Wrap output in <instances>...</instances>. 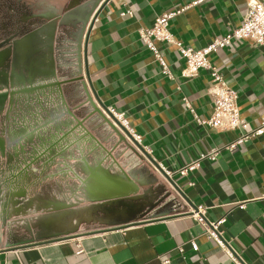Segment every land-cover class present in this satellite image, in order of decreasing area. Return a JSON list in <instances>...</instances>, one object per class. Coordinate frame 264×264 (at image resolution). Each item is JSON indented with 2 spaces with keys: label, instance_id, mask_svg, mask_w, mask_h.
<instances>
[{
  "label": "crops",
  "instance_id": "crops-1",
  "mask_svg": "<svg viewBox=\"0 0 264 264\" xmlns=\"http://www.w3.org/2000/svg\"><path fill=\"white\" fill-rule=\"evenodd\" d=\"M194 1L110 0L88 38L90 89L106 108L124 114L141 136L148 157L169 174L207 222L216 225L225 245L245 264H264V135L239 146L238 152L223 150L240 131L211 129L194 118L213 114L209 71L183 78L185 61L176 48L155 42L173 75L169 79L139 39V31L151 27L157 17L184 9L170 21L169 32L184 47L203 49L242 23L249 0L192 5ZM210 60L237 92L240 117L252 131L264 120V47L250 40L234 41ZM216 149L214 160L202 158ZM196 161V169L178 174ZM209 230L199 214L178 216L1 251L0 264H234L209 238Z\"/></svg>",
  "mask_w": 264,
  "mask_h": 264
},
{
  "label": "water",
  "instance_id": "water-1",
  "mask_svg": "<svg viewBox=\"0 0 264 264\" xmlns=\"http://www.w3.org/2000/svg\"><path fill=\"white\" fill-rule=\"evenodd\" d=\"M109 1L0 4V252L191 214L213 229L90 89Z\"/></svg>",
  "mask_w": 264,
  "mask_h": 264
},
{
  "label": "built area",
  "instance_id": "built-area-1",
  "mask_svg": "<svg viewBox=\"0 0 264 264\" xmlns=\"http://www.w3.org/2000/svg\"><path fill=\"white\" fill-rule=\"evenodd\" d=\"M206 0H195L192 5H198ZM246 5V11L242 19V23L233 28L224 37L213 40L203 49L194 50L184 47L182 43L176 41L175 38L169 32L170 21L177 16L181 11L168 13L159 16L154 21L153 25L147 29H141L139 31V39L141 43L151 52L155 61L161 68V73L169 79H172L171 71L165 62L164 56L155 45V42H162L173 45L179 56L185 61V68L181 71V75L185 79L193 78L197 75L199 70L209 71L212 82V95H213V114L210 117L200 120L194 115L197 123L205 125L211 129L220 131H240L239 136L222 147L223 150L229 153L238 152L239 146L248 142L254 137L264 135V120L261 121L252 131L247 130L246 122L240 117L239 108L237 105V92L229 87L217 69L211 63V56L226 47L233 44L234 41L250 40L252 43L259 47H264V3L258 0H249ZM129 14V11L122 13L121 15ZM186 106L189 107L188 102L185 101ZM108 111H102L103 114L111 120V122L119 129L124 137L130 144L137 143L141 145V136L137 135L130 127L129 122L125 118L123 113H118L112 107L106 108ZM111 115L113 119L109 116ZM115 121H117L121 127H119ZM122 128V129H121ZM125 131L131 137L125 134ZM134 142V143H133ZM218 149L212 151L207 155H203L202 158L215 159ZM198 161L193 162L178 170L179 175H185L188 171L196 169ZM167 175H169L167 173ZM213 229L209 230L208 236L215 240L217 245L226 251L227 255L235 262L234 264H245L240 257H238L227 244L222 237H220L216 225H212ZM227 248V249H226ZM196 250V246L194 245ZM163 264H168V261H164Z\"/></svg>",
  "mask_w": 264,
  "mask_h": 264
},
{
  "label": "flooded vegetation",
  "instance_id": "flooded-vegetation-1",
  "mask_svg": "<svg viewBox=\"0 0 264 264\" xmlns=\"http://www.w3.org/2000/svg\"><path fill=\"white\" fill-rule=\"evenodd\" d=\"M17 0H4V1H0L1 3V6L2 7H6V6H9V5H11V4H13V3H15ZM5 245V244H4ZM3 245V246H4Z\"/></svg>",
  "mask_w": 264,
  "mask_h": 264
}]
</instances>
